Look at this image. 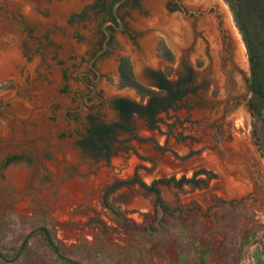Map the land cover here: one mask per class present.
Wrapping results in <instances>:
<instances>
[{
	"label": "rangeland",
	"instance_id": "1",
	"mask_svg": "<svg viewBox=\"0 0 264 264\" xmlns=\"http://www.w3.org/2000/svg\"><path fill=\"white\" fill-rule=\"evenodd\" d=\"M15 1L0 0L10 11L0 10L1 29L11 26L14 32L9 39L0 36V47L14 45L17 52L14 73L0 77V105L7 102L6 113L0 112V133L6 127L10 131L0 138V264H264V211L258 195L244 178L246 190L228 176L231 169L220 163L209 137L211 110L221 106L225 91L217 71L208 69L207 61L195 69L196 81L205 72L212 76L209 84L217 82L212 97L209 87L185 95L173 108L157 113L159 122L152 128L132 116L130 130L111 136L108 157L94 159L77 144L82 125L75 117L84 111L72 110V85L95 48L90 32H100L113 0H81L57 24L49 20L54 0H26L25 8L21 0L22 10ZM217 1L239 55L233 91L241 96L234 109L240 114L244 103L253 108L257 102L249 90L247 56L231 11L224 0ZM144 3L133 0L118 8L123 29L111 31L105 52L95 61L102 104L96 98L85 101L94 121H117L109 103L114 97L146 98L119 84L121 58L147 86L149 70L174 81L183 75L189 54L198 53L172 45L148 26H137L136 21L150 17ZM29 12L37 19L34 23ZM175 32L180 40L178 26ZM212 67L217 70L218 65L213 61ZM40 83L52 87L50 95L37 97ZM22 92L37 117L13 108ZM200 97L210 102L206 108L195 105ZM259 123L258 113L247 116V133L235 140L249 147L264 177V128ZM169 175L191 180L180 186L159 183L163 208L131 181L148 184Z\"/></svg>",
	"mask_w": 264,
	"mask_h": 264
},
{
	"label": "flooded vegetation",
	"instance_id": "2",
	"mask_svg": "<svg viewBox=\"0 0 264 264\" xmlns=\"http://www.w3.org/2000/svg\"><path fill=\"white\" fill-rule=\"evenodd\" d=\"M20 1L21 0H16L15 3L18 9L22 10ZM128 1L132 2L133 0H122L115 9V13L120 19L121 24L117 22L116 18L111 12V3L106 17H104L102 20L100 32L98 34L94 33L93 31L90 32V37L92 39L91 45L95 48L91 52H88L83 69L80 70V72L77 74L75 79L76 81L73 82L74 85L71 84L74 88V90L72 91V97L73 100H76V105L72 108V110L75 112L84 111L82 116L75 117V121L79 120L77 123L78 126L80 127V125H82V133L77 140L88 135L94 123H102V121L92 120L89 115L90 106H86L85 101L87 102L92 98H96L97 103L102 104L100 95L96 93V85L101 79V74L95 67V61L105 52L111 38V31L115 29H123V22L118 13V8L121 5H125ZM159 4L167 14V16L171 18L170 29L174 31L175 40L180 45L181 49L184 47V51L188 53L194 52V49L198 52L196 55H192L193 53H190L187 57L189 61H184L183 63L184 73L179 77L185 80L183 88H185L186 91L181 96V98L175 101L174 106L185 95L191 94L197 90L203 92V90L206 91V88L209 87V96L212 97V95L216 93L217 87H215V85H217V82L215 81L216 83L214 82L212 84H209V81L212 78L211 75L208 76L207 73L204 72L201 74L199 80L196 81L195 79V69L200 67L205 61H207V64L209 65L208 69H211L212 72L217 71V74H219L218 83L221 84L222 88H224L225 90L224 97L223 99H221V106H217L215 108L213 107L211 110V116L213 118L209 123V125L212 127V131L209 137L212 142L213 148L218 154V160L220 161V163L225 168L231 169L230 172H232V174H228V176L233 175L237 182H241V185H243L244 188L243 190L248 189V187L246 186L247 183L245 182L246 180L251 185L252 192L258 195V205L260 207H263L262 209L264 210L263 173L257 166V162L255 161L253 154L250 152L249 147H242V145L237 144L235 140L237 138L236 136L247 133V129L244 126L247 116L251 114L257 115V112L254 108L249 107L247 103H244L241 113H234V109L239 103V98L241 97L238 93L233 91V85L236 82L235 80H237V77H234L235 73L237 72L234 62L237 63V61L239 60V55H237V52L233 48V39L228 32L227 22L225 19L226 17L223 10L219 8L217 0H160ZM0 10H5L6 12L10 13L8 7L2 3H0ZM0 16H3V14H0ZM2 23L3 21H1L0 23V36L5 34L9 39L11 34H13L14 32L11 29V26H7L8 29L2 30ZM176 26H178V29L182 33V37L180 40L177 39L178 33L175 32ZM104 30H106L108 33L106 46L100 53L95 55V52L101 47L102 41L105 38ZM216 48L219 52L220 58L217 62V70H213L212 63L215 58H218L216 52L217 50H215ZM81 59L83 58L81 57ZM154 73L163 74L159 70L148 71V78L150 80V83L147 86L152 89H156L154 85ZM164 77L166 78L165 75ZM75 93H77L78 95H75ZM117 98L118 97L112 98L109 103L111 109L115 112L117 118H119V113L115 108V102ZM208 103L210 102L202 100V97L195 100V105L200 106L201 108H206L205 105ZM0 106H2L0 107V112L6 113L7 102H4L3 105ZM246 114L248 115L246 116ZM143 122L145 123V120H143ZM158 122L159 118L156 116V120L154 123L155 127L157 126ZM259 125L261 124L259 123ZM79 148L81 149L80 146ZM210 162H212L211 166L213 167V169H218V167L216 166L217 162L213 160V158H210ZM205 173L209 175L212 174L213 176L215 175L214 173H211L209 171L206 172V170ZM170 177H172L174 181L176 180L172 175L162 176L158 178ZM242 178H244L245 180H242ZM153 180H151L149 183H151Z\"/></svg>",
	"mask_w": 264,
	"mask_h": 264
},
{
	"label": "trees",
	"instance_id": "3",
	"mask_svg": "<svg viewBox=\"0 0 264 264\" xmlns=\"http://www.w3.org/2000/svg\"><path fill=\"white\" fill-rule=\"evenodd\" d=\"M228 5L234 24L243 42L249 65V89L257 106H253L259 115L261 125L264 128V0H224ZM117 74L121 86H130L136 90L144 101H134L126 97H118L115 108L119 118L112 123H94L85 137L77 140L88 155L97 158H107L111 150V136L117 131L130 130V117L138 115L145 120L148 128L155 127L156 115L160 111H166L174 106L175 101L181 98L186 89L183 88L184 79L168 80L163 74L154 73L156 89L138 82L130 71L126 58H121L117 65ZM191 178L180 177L158 178L149 184L133 179L146 192L153 195L154 204L163 208V201L159 195V183L173 181L180 186L182 181L188 182ZM47 242L51 245L48 234L42 230Z\"/></svg>",
	"mask_w": 264,
	"mask_h": 264
},
{
	"label": "bare ground",
	"instance_id": "4",
	"mask_svg": "<svg viewBox=\"0 0 264 264\" xmlns=\"http://www.w3.org/2000/svg\"><path fill=\"white\" fill-rule=\"evenodd\" d=\"M27 1H29V0H27ZM27 1L25 0L26 3H27ZM80 1L81 0H54V1H52L53 3L49 7V11H50V19L49 20H52V23H54V22L56 24L61 23L64 20L63 16H65L66 13H68V11H70V9H72L73 7L78 5V3ZM144 2H145L144 4H146L148 9H149L150 17L147 21H141V20L136 21V25L137 26H148L155 31L161 32L172 45L178 47L179 44L175 40V33L173 30L170 29L171 18L169 16H167V14L164 12L162 7L160 6V4H159L160 0H144ZM21 3H22V1H21ZM41 6H43V2L40 3V7ZM25 7H26V5L24 4V8ZM27 11L28 10L26 9V12ZM27 16L29 18H31V20L29 19L31 22H33L32 20H34V22L37 20V19H35V16H33L30 12L28 13ZM147 36H149V35H147ZM148 40H149V38L146 37L143 41V44L147 45ZM64 43H65L66 47H67V45H69V44L66 45V42H64ZM14 49L12 47H6V46L1 49V51H0V77L4 76L6 74H13L14 73V65L16 63V56L15 55L17 54V52L16 53L14 52ZM218 59L219 58H215L214 64L215 63L217 64ZM35 92H36V95H38L37 97L41 98V97H44L45 95H48V94L50 95L52 92V87L49 85L40 83L37 85ZM12 106L17 111H21L20 113L24 116L28 115V113L33 112L32 111L33 110V104H32V102L29 101V99L27 98V95H25L23 92L16 99L13 100ZM38 115H39L38 113L33 112L32 117H37ZM9 132H10L9 128L6 127L0 133V138L7 136V134ZM19 181H22L21 176H19Z\"/></svg>",
	"mask_w": 264,
	"mask_h": 264
},
{
	"label": "water",
	"instance_id": "5",
	"mask_svg": "<svg viewBox=\"0 0 264 264\" xmlns=\"http://www.w3.org/2000/svg\"><path fill=\"white\" fill-rule=\"evenodd\" d=\"M121 1H122V0H115V1H113L112 4H111V12H112L113 16L116 18V20H117V22H118L119 24H121V21H120V19L117 17V15H116V13H115V9H116V6H117ZM104 33H105V38H104L103 41H102L101 47L95 52V55H97L98 53H100V52L105 48V46H106V40H107V38H108V33H107L106 30H104ZM95 55H94V56H95ZM0 107H2V106H0ZM222 151H223V150H222ZM223 152H224V151H223Z\"/></svg>",
	"mask_w": 264,
	"mask_h": 264
},
{
	"label": "crops",
	"instance_id": "6",
	"mask_svg": "<svg viewBox=\"0 0 264 264\" xmlns=\"http://www.w3.org/2000/svg\"><path fill=\"white\" fill-rule=\"evenodd\" d=\"M24 4L26 5V2H25V1H24ZM3 46H4V45H2V46L0 47V49H2ZM13 46H14V45H12V46H11V45H7L6 47H13ZM215 50H217V48H216ZM216 52H217V57L220 58L218 50H217ZM218 61H219V60H218ZM218 61H217V62H218Z\"/></svg>",
	"mask_w": 264,
	"mask_h": 264
}]
</instances>
